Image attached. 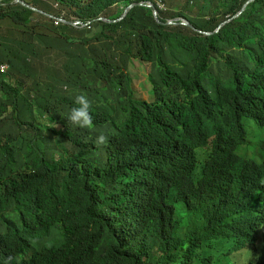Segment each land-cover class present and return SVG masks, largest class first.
<instances>
[{
  "label": "trees",
  "instance_id": "16d2710c",
  "mask_svg": "<svg viewBox=\"0 0 264 264\" xmlns=\"http://www.w3.org/2000/svg\"><path fill=\"white\" fill-rule=\"evenodd\" d=\"M191 1L186 0L187 6ZM245 1L220 0L223 6L216 21L193 24L214 31L227 18L224 13H235ZM262 1L249 3L247 12L240 16L256 23L242 24L238 17L210 35L199 34L188 26L161 24L152 11L146 14L135 6L120 22L128 18L136 21L141 33L134 34L127 26L104 23L90 38L74 43L71 48L76 51L69 53L64 66V82L68 84L71 81L67 70L82 52L104 40L118 44V53L111 60H101L100 67L107 69L102 73L101 87L84 94L87 99L100 101L101 108L96 116L90 112L93 124L88 129L59 136L74 149L70 154L74 161L57 159L53 167L45 168L43 161L52 137L42 140L35 157L26 162L23 157L12 160L6 151H0L8 164L0 168V179L22 191L21 204L15 209H0L1 264L6 239L29 250H49L45 260L32 264H189L180 257L186 246L193 247L198 242L206 245L204 253L217 251L218 264L231 261L230 251L220 252L221 243L214 242L222 238L213 233V225H217L214 218L226 223L223 209L234 205L236 196L247 198L246 205L254 209L252 214L257 217L263 207L264 193L258 190L264 189V177L261 184L255 181L264 173V166L260 165L264 157H243L237 152L247 139L245 120L252 118L264 125V12L256 13ZM180 13L183 12L171 15ZM120 15L116 13L117 17ZM159 16L165 21L164 15ZM31 22L41 31L34 36L32 53L42 47L46 33V41L59 48L54 19L43 16L41 22ZM188 30L196 33L194 38L201 39L197 50ZM255 39L260 41L245 52L241 67L232 65L235 76L230 81V92L221 94L217 101L205 92L184 110L139 111L136 115L140 133L135 132L128 119L119 116L122 105L133 96L123 85L126 76L119 72L126 57L124 66L134 57L163 66L164 75L172 72L185 78L196 76L202 82L199 90L203 91L211 74L202 75L205 65L187 68V61L191 62L194 55H204L221 62L220 56ZM18 46L15 61L8 58L13 47L7 53L0 52V62L7 59L14 72L33 65L29 53L22 51L23 43L18 42ZM185 49L190 50L188 56L176 53ZM244 72L250 74L249 79H244ZM53 77L47 85L38 81L27 95L21 93L15 107L30 103L35 95L46 97ZM69 100L76 106L75 99ZM110 116L116 118L111 120ZM96 126L114 139L109 150L117 154L115 160L97 161L98 150L91 134ZM34 143L32 137L28 139L29 145ZM260 146L264 150V138ZM222 157L229 160L222 163ZM209 163L204 174L195 177L194 169ZM200 230L203 233L197 236ZM210 259L203 257L204 262Z\"/></svg>",
  "mask_w": 264,
  "mask_h": 264
},
{
  "label": "clouds",
  "instance_id": "9594fccd",
  "mask_svg": "<svg viewBox=\"0 0 264 264\" xmlns=\"http://www.w3.org/2000/svg\"><path fill=\"white\" fill-rule=\"evenodd\" d=\"M0 1L9 2L14 4V6L17 5L18 12L20 14H26L31 21L41 22L43 17H40V15L54 19L56 35L58 37V49L63 51L70 49L76 42H82L90 38L104 23L118 27L120 20H122L129 10L135 6H140L144 13L152 11L156 21L161 24H183L182 20L178 17H175V21H168L166 18L165 21H163L159 16L162 9L158 0L156 3L155 0ZM199 1L200 0H198V2ZM252 1L253 0H246L243 6L245 5L246 8ZM124 5L129 6L130 9L120 13L124 9ZM222 6L220 0H207V3L200 6V8L210 12L214 8H221ZM116 13H120L121 15L117 17ZM226 17L228 18V16ZM220 24H222V22ZM185 26L192 28L199 34L210 35L214 32L200 29L192 23H187ZM79 33H81L83 37L78 36ZM188 36L193 38L197 37L194 34H188ZM200 42V38H194L192 41L194 50L200 48ZM177 52L184 53L183 50ZM127 60L128 57L122 60L123 66L119 72L126 76V81L123 85L132 92L133 96L122 105L119 116L122 119H128L137 133L142 132L140 123L137 120V113L139 111L145 109L159 111L170 108L173 110H184L189 108L192 102L195 101L200 94L205 92L210 96L209 98L211 100L217 101L219 97H221V94L226 92V89H224L225 84L230 83L235 76V69L230 61L222 59L223 61L219 62L204 55H194L191 57V62L187 61L190 62L192 66L190 69L198 65H205L204 70H202V75L211 74L210 80L206 81L207 85L203 86V89L201 88L203 92L199 90V84H202V82L196 76L185 78L172 72L164 75L166 69H164L163 66L152 65L149 62L151 64V69L147 73L146 78L150 84V88L147 95L138 96L135 93V88L132 83L129 64L128 66H124ZM7 62H0V75L5 77L11 76V72L13 71L10 62V65ZM10 67L11 69L9 71ZM55 86L56 85L52 82V87L46 97L43 95L44 103L39 109L40 116L34 119L36 122L31 128L30 126L28 127L30 138L32 137L35 143H40L42 140L47 139L48 135L60 136L66 132H72V134L81 133L93 124V114L91 115L92 112L90 111L91 103L86 95L81 94L76 96L74 100L76 106L73 107L69 100L72 96L60 97L55 91ZM150 92H152L153 96L149 95ZM2 98H4V94ZM109 118L112 120L115 119L116 116H110ZM109 118L107 121L111 123ZM91 134L93 143L98 150L97 161L115 160L117 154L109 150L115 143L114 139L110 137V134L104 131L100 126L94 127ZM2 150L4 149L0 151ZM203 150H207V147L203 148ZM220 160L222 163H226L229 157H222ZM211 163L203 167L195 168V177L202 176ZM7 165V163H4V157L0 154V168H4ZM255 165L258 166V164ZM260 165L264 166V161H261ZM263 177L264 173L258 176L255 183L261 184ZM11 185V183H6L4 179H0V209H15L16 206L21 204V188L17 185ZM258 191L264 193V189ZM246 199L247 198L243 196H236L234 197L235 204L226 206L223 209V213L227 220L226 223H220L217 218H214L217 225H213V233H218L222 237L221 241L214 239V242L221 243L220 252L230 251V262L233 264H236V262L231 255L232 252L241 249H244L248 254V259L245 264H264V198L262 199L263 207H261L259 217L252 214V210L254 209L246 205ZM258 238L261 242L258 249L259 253L254 250ZM205 248L206 245L201 242H198L193 247L186 246L185 253H183L180 258L185 259L189 264H199L200 259L203 261V257L205 256H210L212 259L217 251L215 252L212 249L213 251L204 253ZM201 253H203V255L199 257ZM48 254L49 250L47 248L43 251L29 250L22 244H13L10 239H6L3 242L1 250V256L3 257L2 264H32L38 260H45ZM230 262L228 264H231Z\"/></svg>",
  "mask_w": 264,
  "mask_h": 264
},
{
  "label": "rangeland",
  "instance_id": "374dc122",
  "mask_svg": "<svg viewBox=\"0 0 264 264\" xmlns=\"http://www.w3.org/2000/svg\"><path fill=\"white\" fill-rule=\"evenodd\" d=\"M197 2L198 0H193L191 1L192 4L187 6L186 0H158L162 11L167 12H161V14L168 21H175V17L180 18L183 22L181 26H185L187 23L214 22L221 16L220 8H214L210 12L200 8V6L207 3V0ZM262 3L263 5L261 4L257 8L256 13L258 15L264 12V0ZM17 7V5L14 6V4L9 2L0 1V52L7 53V50L13 47L8 58L15 61L18 58L19 52L18 42H22L24 45L22 51L29 53L33 65L29 69L23 68L21 70L18 69L16 72L12 71L11 76L5 77L0 75V150H6L12 160L16 159L20 161L21 157H23V161L26 162L37 154L39 142L33 145L28 144V139L30 138L28 127L34 119L39 118V109L44 103V97L42 94L35 95L30 103L15 107L20 93L27 95L38 81L43 83V85H47L53 76L51 81L56 85L55 91L60 97L72 96L75 99L78 95L96 92L101 87L102 73L107 70L100 67L101 60H111L118 53L119 48L117 42L113 40H104V42H98L97 46L87 48L80 54L78 61L67 70L71 83H65L64 76L66 69L64 66L68 61L67 56L69 53H74L76 49L73 47L69 52L57 49L46 41L49 37V33H46L43 36L44 42L42 43V47L32 53L34 50V36L35 34H41V31L35 23L31 22L26 14H20ZM129 9V6L124 5V9L120 13ZM239 10L233 14L224 13L223 15L225 17L228 16V18L222 20V24L217 25L214 32H218L222 25L232 23V20L243 16V13L247 12V9L244 8L238 14ZM178 11H182L183 13L171 15ZM146 14L148 13L146 12ZM40 17L43 16L40 15ZM238 22L252 24L257 21H250L240 17ZM120 25L127 26L134 34L141 33V27L130 18L124 23L120 22ZM187 33L195 34L191 30H188ZM78 36L83 37L81 33ZM259 41L260 39H255L243 42V44L237 43L244 47L232 48L230 52L223 54L220 58L230 61L236 67H241L245 52H249L253 47H257ZM189 53L190 50L185 49L182 54L186 56ZM6 60L4 59L3 61L7 62ZM7 63L9 64V62ZM128 64L135 93L138 96L147 95L150 84L146 75L151 69V64L134 57L130 59ZM187 68H192L190 62H187ZM10 69L11 67L9 71ZM35 74H38L39 78H36ZM243 77L247 80L250 74L244 72ZM224 89H226L227 93L230 92V83H226ZM3 94L4 98H2ZM149 95L153 96L152 92ZM88 100L91 103L90 111L96 116L101 108V102L97 99ZM209 117L212 118L213 114L209 113ZM118 121L116 120L115 122ZM245 127L247 139L245 143L238 147V154L244 157H264V150L260 146L264 138V125H259L254 119L248 118L245 120ZM49 137H52V139L47 147V157L43 161L46 165L45 168L53 167V161L57 159L75 160L70 157V154L74 151L72 147H69L58 135H48L47 139ZM201 150L202 148L197 150L198 154H200ZM75 169L72 168L71 170ZM86 191L90 193L91 190L86 189ZM142 199L145 200L147 198L142 197ZM202 233L203 230L198 231L197 236ZM260 243V239L258 238L254 247L257 253H259ZM231 255L236 264H245L248 259V254L244 249L235 250ZM217 258V254H214L210 262H204L200 259L199 264H218Z\"/></svg>",
  "mask_w": 264,
  "mask_h": 264
},
{
  "label": "water",
  "instance_id": "95a60500",
  "mask_svg": "<svg viewBox=\"0 0 264 264\" xmlns=\"http://www.w3.org/2000/svg\"><path fill=\"white\" fill-rule=\"evenodd\" d=\"M245 8V5L240 9V11L238 12V14H240Z\"/></svg>",
  "mask_w": 264,
  "mask_h": 264
}]
</instances>
